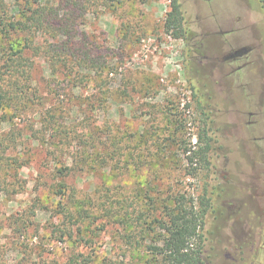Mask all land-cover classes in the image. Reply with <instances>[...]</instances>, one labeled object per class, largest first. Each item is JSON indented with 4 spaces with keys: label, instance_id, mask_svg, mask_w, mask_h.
Listing matches in <instances>:
<instances>
[{
    "label": "rangeland",
    "instance_id": "rangeland-1",
    "mask_svg": "<svg viewBox=\"0 0 264 264\" xmlns=\"http://www.w3.org/2000/svg\"><path fill=\"white\" fill-rule=\"evenodd\" d=\"M90 1L80 30L116 69L103 87L90 76L52 89L62 70L36 56L32 43L39 98L28 114L9 109L0 121V155L7 149L12 161V187L0 194V264H162L147 252L149 229L163 231L154 220L181 197L197 207L210 200L203 264H264V184L256 172L264 140L252 141L235 113L249 100L256 110L264 103L260 0H178L181 39L164 27L173 0ZM19 4L0 0L10 25ZM11 44L0 40L1 65ZM243 46L252 52L232 65L248 66L227 77L224 56ZM49 109L61 137L44 128ZM203 128L210 169L189 161Z\"/></svg>",
    "mask_w": 264,
    "mask_h": 264
},
{
    "label": "trees",
    "instance_id": "trees-1",
    "mask_svg": "<svg viewBox=\"0 0 264 264\" xmlns=\"http://www.w3.org/2000/svg\"><path fill=\"white\" fill-rule=\"evenodd\" d=\"M16 1L20 4L16 6V15L11 25L5 19L6 12L0 14V40L4 38L12 40L6 56L2 58L3 63L0 64V113L2 114L0 121L5 120L6 111L9 109L17 116L28 114L36 104L34 99L39 98V90L33 80L36 59L28 53L34 42H38L33 51L36 52V56L43 57L56 72L62 70L63 79L53 78L50 84L54 85L52 89L58 87L65 91L69 85L80 84L81 81L91 79L92 76L101 87L104 86L102 83L104 76L108 77L116 67H111L104 59L102 52L104 50L96 41L89 40L80 30V26L84 24L81 18L89 10L90 0ZM260 5L264 14V0H260ZM183 22L181 5L178 0H173L165 19V30L175 38L181 39L185 33ZM41 116L44 128L54 129V132L61 137L63 131L60 129L56 113L49 109L42 111ZM210 140L208 129L203 128L197 141L200 147L189 155L192 165L199 163L205 169H210L212 152ZM2 141L6 142V140ZM6 151L7 149H3L0 155V194L9 192V188L12 187V182L8 179L12 161L6 155ZM185 151L189 150L185 149ZM89 158V154H82L83 161H88ZM60 170L63 172L68 168L62 165ZM15 177L17 178L16 175ZM67 189L66 183L58 186L60 193H65ZM190 202L188 205L185 197H181L176 201L175 206L166 204L164 217L154 220L163 231L157 232L156 228L149 229L150 232L155 233L154 242L147 245V252L152 260L160 259L162 264H203L202 253L205 241L202 231L205 228L210 200L202 197L200 207L195 205L193 199ZM64 211L70 219L74 217L73 212L65 205ZM120 222L122 225L127 223V221Z\"/></svg>",
    "mask_w": 264,
    "mask_h": 264
},
{
    "label": "flooded vegetation",
    "instance_id": "flooded-vegetation-1",
    "mask_svg": "<svg viewBox=\"0 0 264 264\" xmlns=\"http://www.w3.org/2000/svg\"><path fill=\"white\" fill-rule=\"evenodd\" d=\"M252 52V47L250 46H243L239 47L237 49H231V51L224 56L223 61L225 64L230 65L229 66V72L225 73L227 77H233L236 73L239 71H242L244 68L248 66V62L243 63L242 65L233 66V62H237L240 59H243L247 57ZM230 84H232L233 87H237L236 85V79H232L230 81ZM239 87H242L244 89H248L247 83H240ZM247 97L251 99V95L248 94ZM263 102L258 103L259 107L258 109H252L253 103L251 100H249L244 108L236 107L235 113L240 117L241 123L246 126L248 129V134L252 136V141H263L264 140V107ZM246 117L247 120L245 119ZM259 127V130L257 131V128ZM258 136H257V135ZM257 150L259 153V161L257 163L256 172L259 175V177L263 180L264 184V147L261 145H257Z\"/></svg>",
    "mask_w": 264,
    "mask_h": 264
}]
</instances>
